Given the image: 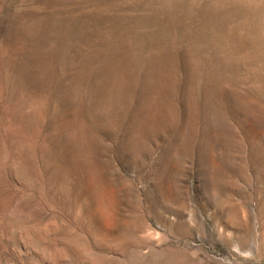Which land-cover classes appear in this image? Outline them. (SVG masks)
<instances>
[{
    "label": "rangeland",
    "instance_id": "obj_1",
    "mask_svg": "<svg viewBox=\"0 0 264 264\" xmlns=\"http://www.w3.org/2000/svg\"><path fill=\"white\" fill-rule=\"evenodd\" d=\"M0 264H264V0H0Z\"/></svg>",
    "mask_w": 264,
    "mask_h": 264
},
{
    "label": "bare ground",
    "instance_id": "obj_2",
    "mask_svg": "<svg viewBox=\"0 0 264 264\" xmlns=\"http://www.w3.org/2000/svg\"><path fill=\"white\" fill-rule=\"evenodd\" d=\"M239 99H241V98H239ZM236 100H238V99L236 98ZM68 103L70 104V111H69L70 112V115H69V120L67 121V125H66V129L67 130H66V132L62 136L63 140L65 142L66 141L68 142V145H67V157H66V159H68V157H69L70 162L74 166H76L77 164H82L83 167L85 168V171H86L88 169V167L93 162H96L98 160V157L100 155V146H99V144L97 142V139H96L95 134L87 126V124L84 122V120L82 118V115H81V112H80V109L78 107L76 98L75 97H72V98L68 99ZM153 107H154V105L152 106V108ZM208 118H206V119H208ZM192 121L193 120H191V117H189V119H187L186 125L188 127H191ZM219 122H218V124H219ZM218 124H217V126H218ZM155 126H156V120H155V118H151L147 122V128L148 129H152ZM224 127H225V125H224ZM69 132H71V133L69 134ZM191 134H193V133H191ZM187 137H188V135H187ZM73 169H76V168H73ZM97 183L98 182H96V180L93 179L92 182H91V184H90V190H89V192H90V194H91L92 197H95L96 196V191L98 189ZM168 185H169V183H168Z\"/></svg>",
    "mask_w": 264,
    "mask_h": 264
}]
</instances>
